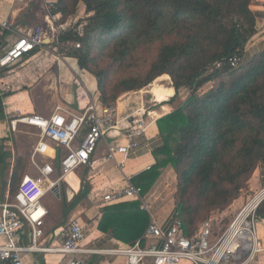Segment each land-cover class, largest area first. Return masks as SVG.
I'll use <instances>...</instances> for the list:
<instances>
[{
    "label": "trees",
    "instance_id": "1",
    "mask_svg": "<svg viewBox=\"0 0 264 264\" xmlns=\"http://www.w3.org/2000/svg\"><path fill=\"white\" fill-rule=\"evenodd\" d=\"M253 2L58 0L54 11L64 24L84 4L87 18L68 28L57 47L95 77L103 107L165 75L175 89L171 102L182 90L189 92L187 100L157 122L163 146L154 152L156 164L132 178L146 197L173 169L178 181L175 218L187 237L212 214L229 209L264 164V49L246 59L260 31ZM234 58L241 61L238 67L231 64ZM207 85L211 88L202 93ZM5 119L0 99V121ZM4 149L0 145V167L6 172L12 154ZM17 156L11 196L26 162ZM101 214L100 232L129 245H146L143 236L151 216L141 202L106 206ZM262 218L264 203L257 221Z\"/></svg>",
    "mask_w": 264,
    "mask_h": 264
},
{
    "label": "built area",
    "instance_id": "2",
    "mask_svg": "<svg viewBox=\"0 0 264 264\" xmlns=\"http://www.w3.org/2000/svg\"><path fill=\"white\" fill-rule=\"evenodd\" d=\"M12 1L18 5L30 2ZM33 3L41 5L44 23H47L51 34L41 25L20 29L11 19L0 20V99L3 105L5 96L13 90V83H7L6 77L18 65L36 52L53 55L61 60L67 57L57 47L59 37L67 30V23L59 25L60 17L54 14L58 0H34L30 4ZM240 62L238 58L231 60L233 67H238ZM155 118L154 110L138 111L126 120L127 142L107 146L106 161L114 163L122 171L126 185L106 192L100 191L102 193L96 192L95 199L104 207L138 201L142 203L143 209L148 210L142 188L132 183V177L124 169L130 155L140 147L142 138L146 137L149 125L156 121ZM6 120L13 134L18 132L21 125L38 130L39 140L30 160L39 170V175L25 176L13 196L9 193L4 200L0 198V240H3L0 243V264H25L26 254H58L71 257L67 264H85L77 258L81 253L124 257L127 264H252L261 252L257 213L264 203V188L246 201L226 229L217 236L213 219L200 225L192 237H187L179 219L175 218L165 231L151 217L143 236L145 246L138 241L134 245H120L110 250H91L81 247L85 240V227L80 220L74 219L63 232V241L44 246V226L49 216V210L44 205L48 192L46 184H50V190L56 191L62 182L75 190L87 186L90 179L79 178L77 172L87 168L92 170V159L98 145L106 140L109 132L119 131L118 108L116 105L103 107L90 101L80 114L70 113L58 106L47 118L15 111L6 113ZM38 159L47 162L40 164ZM72 175L76 177V184L69 181ZM55 176L57 178L53 179ZM27 227L31 229L32 239L25 246L22 239Z\"/></svg>",
    "mask_w": 264,
    "mask_h": 264
},
{
    "label": "crops",
    "instance_id": "3",
    "mask_svg": "<svg viewBox=\"0 0 264 264\" xmlns=\"http://www.w3.org/2000/svg\"><path fill=\"white\" fill-rule=\"evenodd\" d=\"M9 2H11L13 5L12 0ZM16 5L18 4H15V6ZM32 5L35 6L34 3ZM252 9L254 12L259 14L260 31L255 36L254 43L251 44V46L246 51V59L248 60L251 59L254 54L264 49V0H255L252 5ZM21 14H24L22 13L21 8L12 9L10 17L1 15L0 20L11 19L16 22L17 19L22 18V22L17 24V27L20 29H24L25 27H33L36 24H39L37 23L39 21L37 20V15L35 17L36 21L33 22L35 18H32L29 13H25L23 16ZM30 20L32 23H28ZM62 60L63 63H60L61 59H57V57L53 55L46 56L44 53L36 52V54L24 61L23 64L18 65L14 72L11 73L9 77H6L7 83H13V90L10 91V93L7 94L3 100L5 115L8 112L19 111L23 114L38 115L47 118L52 115L55 108L58 106L73 114L82 113L83 108L87 106L90 101L102 106L100 104L99 93L97 91V80L88 72L81 70L76 59H73L75 67L77 66L81 71L87 74L89 81L87 93L85 94L84 92H81L77 94L74 88V82L59 78L57 72H63L65 70L68 71L67 68L73 70V68L70 67L65 59ZM70 78L72 79V77ZM161 86L165 88H171L170 86H172V82L170 81V83L161 84ZM62 89L66 91L62 92ZM172 89L175 91L174 88ZM47 90L50 91L49 101L43 103L42 100H40L41 98L39 97V92H45ZM62 93L65 94L62 95ZM149 93L150 96H152V101L150 100L151 102L148 107L146 104L149 101L145 100L143 96L138 98L136 97V100L132 99L134 96H137L140 93H128L119 98L116 105L118 108L119 131L114 130L109 132L106 140L102 141L98 145L96 154L92 159V170L87 168L78 171L79 178L90 179L87 183L89 190L86 197L81 198V194L87 186L79 190H75V188L72 189L66 186L65 198L68 202V205L65 208H69L66 209V215L73 211L75 213L73 214L74 217L68 224L63 225L62 221L60 222V220L53 218L52 216H48L44 226L45 235L42 239L44 246L48 247L63 241V232L68 228V226H70V223L74 219L80 220V222L83 224H85V221L87 220L89 222V228H85V240L81 244L82 248L91 250H110L117 248L120 245H129L125 242L115 239L110 234L103 233L98 230L99 221L102 217L101 209L105 208L106 206L104 207L100 201L96 200L94 194L96 192L102 193L108 191L111 188H118L126 185L125 176L122 171H120L114 163L106 161L105 155L107 146L125 144L127 142L126 138L128 133V122L126 120L134 115L140 108L148 110V108H152L158 104L156 106V110L160 111V113H158V116L156 115V121H153V123L149 125L147 135L146 137L142 138L140 147L130 155L129 159L127 160V165L124 169V172L129 177L133 178L146 171L148 167H153L156 164L154 152L163 146V139L160 135L157 122L162 117L173 112L183 99L180 100V102H177L178 100L171 102L172 97L175 95L174 92L172 97L168 94V97H171L170 99L165 98L159 103L151 91ZM22 126L24 128L33 130L35 129L25 125ZM12 135L13 133H11L9 129L8 121L6 119L5 121H0V145H3L4 147L6 143L12 139ZM10 152L14 151L11 149ZM19 155L23 156L22 154ZM16 156L17 155H15V157ZM75 179V175H72L71 178H69L70 183L76 184ZM262 188H264V164H262L253 174L249 182V188L241 194L239 199H237L229 207V209L225 211V213L234 214L235 212L236 214L246 203V201L258 193ZM68 190L72 191L73 197H68ZM9 193L10 192L8 191L7 194ZM74 200H76V206L75 208H71L72 206L69 205ZM87 202L90 203V205H88L89 208L83 206V203ZM146 211H148L150 216L153 217L149 208ZM174 219L175 206L174 210L169 215L159 216L156 220L162 229L166 231L170 228ZM257 232L262 250L257 255L252 264H264V218L258 221ZM31 239V229L27 227L25 229L22 242L25 246H27L31 243ZM2 242L3 240H0V243ZM77 258L84 261L85 264H127L126 258L118 256L81 253L77 255ZM70 259L71 257H64L58 254H26L24 262L25 264H67Z\"/></svg>",
    "mask_w": 264,
    "mask_h": 264
},
{
    "label": "rangeland",
    "instance_id": "4",
    "mask_svg": "<svg viewBox=\"0 0 264 264\" xmlns=\"http://www.w3.org/2000/svg\"><path fill=\"white\" fill-rule=\"evenodd\" d=\"M9 1L5 0V2H4V0H0V17H1V15L10 17L12 9L21 8L22 13H24L23 15H25V13H29L32 16V18H35L37 15V20H39L37 22V23H39L38 25H41L45 29L46 32L51 34L50 28H48V25H46L47 23L46 22L44 23V15L42 13V7L40 4L36 3L34 6V5L30 4L34 0H30V2L28 4L15 6V3H13V5H12V3ZM254 2H255V0H254ZM86 18H87L86 8H85L83 3H80L78 6V10H77L76 15L72 16L67 21V29L75 26L78 22H80ZM19 19L22 20V18H19ZM34 21H36V18H35V20H33V22ZM30 22H31V20L28 23H30ZM58 24L60 25L61 23L58 22ZM83 24H85V23H83ZM53 47H54V45L52 46V48ZM65 60L70 65V67L73 68V70H70L69 68H67L68 71L65 70L63 72H57V74L59 75V78H61L62 80H69V81L74 82V84H75L74 88H75V91L77 94H79L81 92H84L86 94L87 89L89 88V81L87 78V74L85 72L81 71L77 66L75 67V63H74L72 58L69 59V57H65ZM60 63H63V60H61ZM70 77H72V79ZM170 81H171V78L168 75H165V76L157 79L151 86L147 87L146 89L141 90L139 92H133V93H140V94L137 96H134L132 99L136 100L138 97L143 96V98H145V100L149 101L146 104L148 107L150 105V102L152 101V96H150V93H149L150 91L152 94L154 91L161 92V94L164 96V99L165 98L167 99L168 94L172 97L174 95V92H175L172 89L173 86H170L171 88H165V87L161 86V84L170 83ZM210 88H211V85L205 86L202 90V93L208 92ZM64 91H66V90L62 89V92H64ZM165 91H166V94H164ZM49 94H50L49 90H47L45 92H39V97L41 98L40 100H42L43 103H46L47 101H49V97H50ZM64 94L65 93H62V95H64ZM188 95H189L188 91L182 90L180 93V98L178 99L177 102H180V100H182V99H183L182 101L187 100ZM115 105H117V103ZM155 106H153L152 108H148V110L151 111V110L155 109L154 114L158 116V113H160V111L156 110L157 108ZM142 110L148 111L147 109H144V108H140L138 111H142ZM38 136H39V132L37 130L24 128L21 125L18 129V132L14 133L12 135V139H10L9 142H7L6 145L4 146V148H5L4 151L6 153H11L12 157L10 159H7V162L10 164V167L6 172L1 171V167H0V198L2 200L5 198V196L8 195L7 194L8 191L11 192V190H12V186H11L12 173H13L14 167L17 164L16 160L18 158V156L15 157V155L22 154L26 160L24 167L22 169V172L20 173V178L18 180V183L16 184L15 191H17L21 180L25 176L37 177L39 175V170L37 169L36 166L33 165V163L30 160L32 151L35 147V144L39 140ZM11 149L14 152H10ZM38 162L40 164H44L47 161L46 160L42 161V159H38ZM77 174H78V172H77ZM54 178H57V176L53 177V179ZM71 182H74V181H71ZM177 185H178V181H177V176H176L175 172L173 171V169H168V170H166V172H164V175L160 178V180L155 184L153 189L150 191L149 195H147L145 197L146 205L149 208V210H150V212L154 218L158 219L159 216L169 215L174 210V206L176 205L175 197L177 195ZM66 186H67V184L65 182L64 183L62 182V184L59 187V190L56 191V190H50L51 186L49 183H47L46 189L48 190V192H47V195L44 199V205L49 210V216H52L53 218L60 220V222L62 221L63 225L68 224L73 219V217H74L73 214H75L72 211L71 213H68L66 215V211H67L66 209H69V208H65L68 205V202L65 198L66 197L65 196ZM57 193L60 195L59 197L57 196L58 195ZM88 205H90V203H88V202L83 203V206H85L87 208H89ZM75 206H76V200L73 203L71 208H75ZM234 215H235V212H234V214H232V213L226 214L225 212H223V213L217 212V213L212 214L207 219V220H209V219L214 220V223H215L214 232H215L216 236L226 229L225 227H227L230 224ZM207 220L203 221L200 225H202ZM90 223H92V222H90ZM88 224H89V222L87 220V221H85V224H83V226L85 228H89ZM184 263L186 264V262H184Z\"/></svg>",
    "mask_w": 264,
    "mask_h": 264
},
{
    "label": "bare ground",
    "instance_id": "5",
    "mask_svg": "<svg viewBox=\"0 0 264 264\" xmlns=\"http://www.w3.org/2000/svg\"><path fill=\"white\" fill-rule=\"evenodd\" d=\"M164 94H166V91ZM153 95H154L155 99L157 100V102H159V103L164 99V96L159 91H154Z\"/></svg>",
    "mask_w": 264,
    "mask_h": 264
},
{
    "label": "water",
    "instance_id": "6",
    "mask_svg": "<svg viewBox=\"0 0 264 264\" xmlns=\"http://www.w3.org/2000/svg\"><path fill=\"white\" fill-rule=\"evenodd\" d=\"M67 193H68V195H69V196H68L69 198H71V196L73 197V193H72L71 190H68ZM57 194H58V193H57ZM57 196L59 197L60 195L58 194Z\"/></svg>",
    "mask_w": 264,
    "mask_h": 264
}]
</instances>
